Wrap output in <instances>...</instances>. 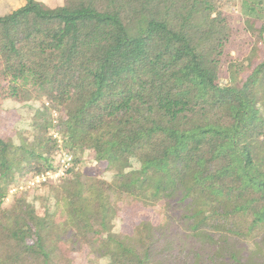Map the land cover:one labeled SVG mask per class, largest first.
I'll list each match as a JSON object with an SVG mask.
<instances>
[{
	"label": "trees",
	"instance_id": "obj_1",
	"mask_svg": "<svg viewBox=\"0 0 264 264\" xmlns=\"http://www.w3.org/2000/svg\"><path fill=\"white\" fill-rule=\"evenodd\" d=\"M241 6L253 43L237 59L219 0H25L0 14V113L9 100L29 114L0 133V264L83 250L86 264H264V0ZM61 152L64 172L27 186ZM131 205L157 221L115 231Z\"/></svg>",
	"mask_w": 264,
	"mask_h": 264
},
{
	"label": "rangeland",
	"instance_id": "obj_2",
	"mask_svg": "<svg viewBox=\"0 0 264 264\" xmlns=\"http://www.w3.org/2000/svg\"><path fill=\"white\" fill-rule=\"evenodd\" d=\"M50 7L61 4L62 0H38ZM220 9L224 10L230 14V22L232 29L230 32L228 47L230 49L231 56L234 59L241 57L243 54L247 53L253 39L248 33L244 25V17L242 14L241 3L243 0H219ZM25 0H0V14H5L11 10L24 4ZM225 80V79H223ZM29 105L37 106V103L31 102ZM3 107L6 109L4 112L0 113V133L2 135H13L15 129L23 131L28 125V111L26 104L15 103L12 101H5ZM80 169L83 173L90 176H96L98 178H104L106 180H111L113 177V172L106 169L104 164L87 166L80 165ZM57 176L56 178H58ZM47 179V180H55ZM13 192V191H12ZM12 192H8L6 199L4 200L5 205L9 203ZM34 195H30V198ZM158 218V212L155 209L146 208L140 205L125 206L120 212V216L115 220L113 229L115 231H123L125 233H130L133 226L140 220L150 219L156 222ZM87 251L83 250L81 252L73 253L72 260L73 264H86ZM107 260H100V264H106Z\"/></svg>",
	"mask_w": 264,
	"mask_h": 264
},
{
	"label": "built area",
	"instance_id": "obj_3",
	"mask_svg": "<svg viewBox=\"0 0 264 264\" xmlns=\"http://www.w3.org/2000/svg\"><path fill=\"white\" fill-rule=\"evenodd\" d=\"M59 161H60V169L58 171L54 173L46 172L40 175H36L27 182V186H33L37 184L38 182L46 181L47 179H54L57 176H60L64 172V170L69 166L71 157L61 152V157Z\"/></svg>",
	"mask_w": 264,
	"mask_h": 264
}]
</instances>
